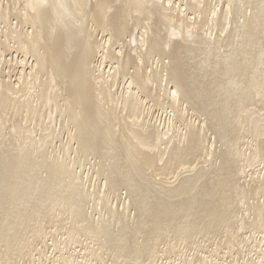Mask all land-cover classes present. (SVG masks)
Masks as SVG:
<instances>
[{"label": "bare ground", "instance_id": "6f19581e", "mask_svg": "<svg viewBox=\"0 0 264 264\" xmlns=\"http://www.w3.org/2000/svg\"><path fill=\"white\" fill-rule=\"evenodd\" d=\"M0 264H264V0H0Z\"/></svg>", "mask_w": 264, "mask_h": 264}]
</instances>
